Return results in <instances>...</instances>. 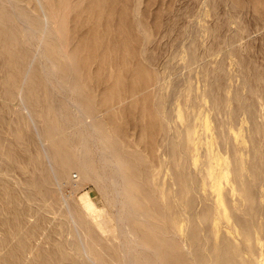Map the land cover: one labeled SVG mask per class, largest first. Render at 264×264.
Listing matches in <instances>:
<instances>
[{"label": "bare ground", "instance_id": "1", "mask_svg": "<svg viewBox=\"0 0 264 264\" xmlns=\"http://www.w3.org/2000/svg\"><path fill=\"white\" fill-rule=\"evenodd\" d=\"M36 2L39 11L22 0H0V6L9 10L17 24L11 33L21 49V56L12 52L20 76V84L12 92L13 100L18 101H13V108L23 114L36 142V159L45 165L40 169L45 195L38 207L32 197L34 188L27 185L21 193L31 212L38 213L35 223L39 229L29 237L28 249L14 257L23 255V264H28L35 250L55 236L54 258L67 264H264V240L256 228H250L257 226H253L252 215L245 212L250 204L258 211L264 207L261 198L251 203L244 190L246 184L255 186L263 175L253 141L255 129L249 126L254 98L247 82L240 81L242 73L234 68L236 62L230 59L228 100L219 95L221 87L214 78L209 88L201 87L196 116L192 104L199 88L195 81L185 84L186 66L195 61L188 58L187 45L179 58L183 71L178 72L175 83L162 82L170 107L162 106L159 114L163 137L160 165L152 181L157 179L161 194L154 200L139 192V180L132 171L133 151L116 138L104 120L105 113L127 99L113 103L110 98L98 105L89 97L73 69L74 60L56 19L44 5L45 0ZM205 16L206 11L201 19ZM198 25V32L204 33L206 24L200 20ZM197 79L204 83V79ZM150 87L159 86H148L132 96L144 95ZM42 94L43 101L50 104L35 107L32 99H41ZM183 98L185 108L180 102ZM237 105L239 112L234 110ZM218 107H225V116ZM234 112L239 115L237 129L230 120ZM178 152L182 156L187 153L183 161L188 165V180H181L184 202L179 198L178 175L171 168L173 162L182 168V162L180 165L176 160ZM90 184L100 192L105 204L102 208L86 190ZM66 187L71 188L70 194L64 192ZM50 190L58 192L57 203L47 201ZM192 195L198 197L195 206L186 203ZM225 196L231 199L232 211L248 219L245 228L249 233L235 227L224 204ZM208 202V211H201L199 204ZM260 218L263 233V210ZM205 224L210 227L208 231Z\"/></svg>", "mask_w": 264, "mask_h": 264}, {"label": "rangeland", "instance_id": "2", "mask_svg": "<svg viewBox=\"0 0 264 264\" xmlns=\"http://www.w3.org/2000/svg\"><path fill=\"white\" fill-rule=\"evenodd\" d=\"M22 1L39 11L36 0ZM44 5L56 19L57 28L62 30L74 60L73 69L89 97L98 105L110 98L114 99L113 103L127 99L111 111L112 114L105 113L104 120L112 126L116 138L133 151L132 171L138 177L139 192L154 200L161 194L157 179L152 181L160 165L159 145L163 137L159 114L162 106L170 107L162 82L175 83L178 72L183 71L179 58L187 45L188 58L194 57L195 61L186 66L185 84L195 81L199 88L195 89L192 104L196 116L203 92L201 87L202 90L204 85L209 88L214 78L221 87L219 95L228 100L225 93L229 86L230 59H233L236 62L234 68H239L242 73L240 81L247 82L254 98L249 126L255 129L253 141L263 172L255 186L246 184L244 190L251 203H257L260 198L264 202V0H45ZM204 11L206 16L201 19ZM200 20L206 24L204 33L198 32ZM14 26L17 24L9 10L0 6V264H23L25 256L14 255L28 249L29 237L39 229L35 223L38 213L31 212L23 202L22 191L27 185L34 188L32 197L36 207L45 195L40 185V169L45 167L44 162L36 159V142L23 114L13 108L12 92L13 88H18L20 76L16 55L12 52L21 56L20 46L16 45L11 33ZM197 78L204 79V83H198ZM148 86L159 87H150L146 94L132 96ZM41 96V99H32L35 107L50 104L43 101L44 94ZM180 102L185 108V98ZM218 108L225 116V107ZM234 110L239 112L238 105ZM232 115L230 120L237 129L239 115L237 112ZM216 131L221 132V129L216 128ZM186 155L176 154L180 165L182 162L181 169L176 168L175 162L171 164L172 172L178 175L179 198H183V202L186 199L182 182L188 180L189 174L188 165L183 161ZM86 190L93 194L100 208L105 206L95 185H88ZM64 192L70 194L71 188L66 187ZM46 195L48 202L59 201L57 191H47ZM197 199L192 195L186 203L195 206ZM208 204H199V209L208 211ZM224 204L235 227L249 233L245 228L248 219L232 211L229 196L224 197ZM261 210L264 211V207ZM261 210L250 204L245 212L252 215L253 226H257L250 228H256L264 240V232L260 230L263 224ZM166 211L164 208L163 212ZM209 229L205 224L204 230ZM56 245L55 236L43 242L28 264H67L54 258ZM253 251L259 254V251Z\"/></svg>", "mask_w": 264, "mask_h": 264}]
</instances>
